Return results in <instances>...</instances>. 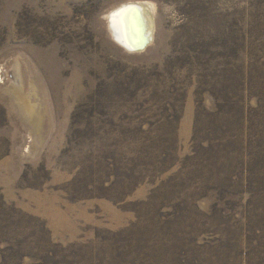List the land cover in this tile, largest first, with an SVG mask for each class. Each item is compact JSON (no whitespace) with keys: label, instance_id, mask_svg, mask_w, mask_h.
Wrapping results in <instances>:
<instances>
[{"label":"rangeland","instance_id":"rangeland-1","mask_svg":"<svg viewBox=\"0 0 264 264\" xmlns=\"http://www.w3.org/2000/svg\"><path fill=\"white\" fill-rule=\"evenodd\" d=\"M0 264H264V0H0Z\"/></svg>","mask_w":264,"mask_h":264},{"label":"water","instance_id":"water-1","mask_svg":"<svg viewBox=\"0 0 264 264\" xmlns=\"http://www.w3.org/2000/svg\"><path fill=\"white\" fill-rule=\"evenodd\" d=\"M132 10L133 11V22H134V27L137 32V40H135L134 43L131 41L127 40H122L119 39L117 36V32L114 29V27L111 26V17L115 14L125 15L127 14L128 11ZM116 16V15H115ZM111 17L109 18V27L111 30V33L113 35V38L116 40L118 44H120L124 49H126L129 52H137V51H143L145 50L148 45L152 42L153 40V31L152 29L148 28L147 25V19L142 12V8L140 6H135L130 9L129 6L121 5L119 8L116 9V12L112 13ZM127 27H131V23L129 20H127Z\"/></svg>","mask_w":264,"mask_h":264},{"label":"bare ground","instance_id":"bare-ground-1","mask_svg":"<svg viewBox=\"0 0 264 264\" xmlns=\"http://www.w3.org/2000/svg\"><path fill=\"white\" fill-rule=\"evenodd\" d=\"M125 6H129L130 9L135 6H140L142 8V12L144 13L146 19H147V25L149 29H152V23H153V10L151 4L147 2H134V3H126L123 4ZM119 8V7H118ZM117 9V8H116ZM116 9L111 11L110 14H108V19L111 17L112 13L116 12ZM116 15V16H115ZM111 17V26L114 27L116 32L118 33L117 36L119 39L131 41L132 43L137 40V32L134 27V20H133V11L130 10L123 15L115 14ZM127 20L130 21L131 27H127Z\"/></svg>","mask_w":264,"mask_h":264},{"label":"trees","instance_id":"trees-1","mask_svg":"<svg viewBox=\"0 0 264 264\" xmlns=\"http://www.w3.org/2000/svg\"><path fill=\"white\" fill-rule=\"evenodd\" d=\"M4 206H5V203H4Z\"/></svg>","mask_w":264,"mask_h":264}]
</instances>
